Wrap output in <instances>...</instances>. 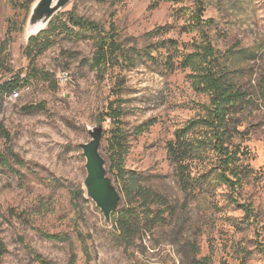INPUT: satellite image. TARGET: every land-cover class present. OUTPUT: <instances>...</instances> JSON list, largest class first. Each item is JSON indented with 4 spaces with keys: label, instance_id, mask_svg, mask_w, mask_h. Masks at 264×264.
Here are the masks:
<instances>
[{
    "label": "rangeland",
    "instance_id": "1",
    "mask_svg": "<svg viewBox=\"0 0 264 264\" xmlns=\"http://www.w3.org/2000/svg\"><path fill=\"white\" fill-rule=\"evenodd\" d=\"M36 1L0 0V84L27 79L0 108V264H41L37 253L48 264H264V0H205L204 12L214 19L206 29L213 45L232 55L231 75L249 95L240 129L256 176L243 190L254 203L251 221L224 184L207 200L188 196L168 156L176 130L209 99L181 66L202 39L189 27L197 1L71 0L54 20L75 11L116 28L123 54L101 70L92 65L93 32L79 28H59L45 51L27 55ZM112 107L122 112L121 156L111 147ZM99 122L108 173L123 197L116 212L125 206L121 169L152 189L135 199L149 204V217L125 234L106 221L84 183L80 143Z\"/></svg>",
    "mask_w": 264,
    "mask_h": 264
},
{
    "label": "trees",
    "instance_id": "2",
    "mask_svg": "<svg viewBox=\"0 0 264 264\" xmlns=\"http://www.w3.org/2000/svg\"><path fill=\"white\" fill-rule=\"evenodd\" d=\"M196 1V8L190 13L189 27L192 30H200L202 39L200 43L195 44L193 51L184 54L181 66L190 71L189 78L194 90L207 95L209 99L201 104V112L197 116L176 130L174 138L167 145L168 156L174 165L177 182L188 196L195 199L204 196L207 200L214 194L216 185L224 184L230 191L232 203L244 211L246 220L251 221L256 219L254 203L248 196H243V190L256 176L255 169L247 162L243 147L242 138L246 131L240 129L247 115L249 95L231 75L232 55L217 49L206 31L213 26L214 19L204 18L205 0ZM59 28L71 31L79 28L93 32L96 52L92 65L98 70L117 62L119 55L123 54V46L117 38L113 24L107 29L99 21L70 11L65 21L52 19L46 29L30 37L26 48L27 55L36 57L45 51L51 43L49 34ZM26 84L27 79L21 74L1 83L0 108L4 94L14 92ZM261 91L264 97V78ZM41 106H32V109ZM121 115L118 107H112L109 114L114 122L111 147L117 156H121V148L126 138L124 131L116 123L120 121ZM114 165L115 163L112 167ZM121 173L125 206L122 210L114 212L113 221L121 233L125 234L138 227L143 217H149V204L140 206L136 204L135 199L141 197L146 200L152 189L137 182L135 176L126 175L123 169ZM46 235L50 239L63 238L58 234ZM36 259L41 264H48L39 253L36 254ZM204 262L206 259L201 261L202 264Z\"/></svg>",
    "mask_w": 264,
    "mask_h": 264
},
{
    "label": "water",
    "instance_id": "3",
    "mask_svg": "<svg viewBox=\"0 0 264 264\" xmlns=\"http://www.w3.org/2000/svg\"><path fill=\"white\" fill-rule=\"evenodd\" d=\"M71 0H37L31 10L25 34L29 38L46 29L56 12ZM90 140L80 143L86 157L87 176L85 187L87 194L97 204L108 223L123 201L122 194L108 173L107 159L102 153L104 127L101 122L89 127Z\"/></svg>",
    "mask_w": 264,
    "mask_h": 264
},
{
    "label": "built area",
    "instance_id": "4",
    "mask_svg": "<svg viewBox=\"0 0 264 264\" xmlns=\"http://www.w3.org/2000/svg\"><path fill=\"white\" fill-rule=\"evenodd\" d=\"M62 75H63L64 79H66V80L68 79V73L64 72Z\"/></svg>",
    "mask_w": 264,
    "mask_h": 264
}]
</instances>
